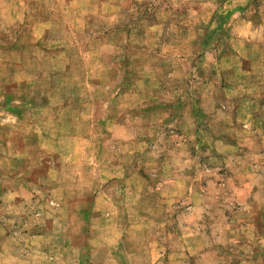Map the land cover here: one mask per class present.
Instances as JSON below:
<instances>
[{"label": "rangeland", "instance_id": "obj_1", "mask_svg": "<svg viewBox=\"0 0 264 264\" xmlns=\"http://www.w3.org/2000/svg\"><path fill=\"white\" fill-rule=\"evenodd\" d=\"M0 264H264V0H0Z\"/></svg>", "mask_w": 264, "mask_h": 264}]
</instances>
